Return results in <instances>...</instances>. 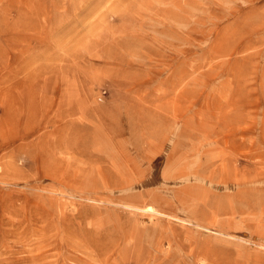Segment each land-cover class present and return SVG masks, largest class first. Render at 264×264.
I'll use <instances>...</instances> for the list:
<instances>
[{"label":"rangeland","instance_id":"1","mask_svg":"<svg viewBox=\"0 0 264 264\" xmlns=\"http://www.w3.org/2000/svg\"><path fill=\"white\" fill-rule=\"evenodd\" d=\"M0 264H264V0H0Z\"/></svg>","mask_w":264,"mask_h":264}]
</instances>
